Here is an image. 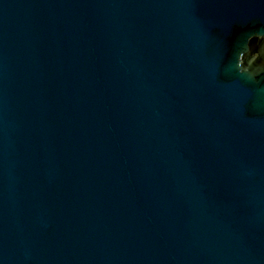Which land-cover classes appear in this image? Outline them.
Returning a JSON list of instances; mask_svg holds the SVG:
<instances>
[{"label": "water", "instance_id": "water-1", "mask_svg": "<svg viewBox=\"0 0 264 264\" xmlns=\"http://www.w3.org/2000/svg\"><path fill=\"white\" fill-rule=\"evenodd\" d=\"M264 0H0V264H264Z\"/></svg>", "mask_w": 264, "mask_h": 264}, {"label": "clouds", "instance_id": "clouds-1", "mask_svg": "<svg viewBox=\"0 0 264 264\" xmlns=\"http://www.w3.org/2000/svg\"><path fill=\"white\" fill-rule=\"evenodd\" d=\"M246 51V49L244 50H238L236 53V57H237V67L239 69V75L241 76H247L249 78H251L252 80H257L258 77L264 76V69H257L254 67H250L248 69H242L240 64H239V55L241 52Z\"/></svg>", "mask_w": 264, "mask_h": 264}]
</instances>
